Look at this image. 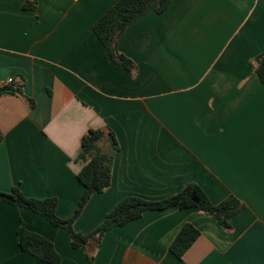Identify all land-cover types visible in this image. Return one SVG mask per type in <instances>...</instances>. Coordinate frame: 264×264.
<instances>
[{"label": "crops", "instance_id": "obj_1", "mask_svg": "<svg viewBox=\"0 0 264 264\" xmlns=\"http://www.w3.org/2000/svg\"><path fill=\"white\" fill-rule=\"evenodd\" d=\"M119 0H0V191L56 198L75 213L82 139L113 132L119 144L111 186L94 194L74 222L92 233L123 199L159 201L188 184L215 205L230 196L244 209L230 229L197 209L148 211L88 250L95 264H264V0H172L117 40L133 73L109 62L94 31ZM33 103V106H32ZM21 222L50 240L61 264H88L67 232L29 209L0 201V264H46L18 246ZM185 224L200 236L176 258Z\"/></svg>", "mask_w": 264, "mask_h": 264}, {"label": "trees", "instance_id": "obj_2", "mask_svg": "<svg viewBox=\"0 0 264 264\" xmlns=\"http://www.w3.org/2000/svg\"><path fill=\"white\" fill-rule=\"evenodd\" d=\"M38 1L27 0L24 8L35 10ZM171 3L172 0H119L115 3L94 25L95 34L103 45L109 62L133 73L136 69L135 63L121 54L117 48L119 36L130 24L149 13H164ZM254 64L255 72L264 84V53L257 56ZM17 94L21 95L22 90L15 84L0 89V96ZM3 138L0 131V143ZM81 145L82 150L78 161L84 165L77 179L83 186L84 192L72 217L62 219L57 215L58 200L56 198L42 200L29 198L18 189L11 192L0 191V201L29 209L48 220L53 226L66 231L70 236L72 249L84 251L88 264H95L94 254L88 250L92 240H101L111 229L136 221L145 212L173 208L197 209L222 227L230 229V219L244 209V205L233 196L215 205L199 185L192 183L179 193L159 201L145 200L135 196L127 197L115 206L103 223L92 233L84 235L76 232L73 227L74 222L82 214L91 197L105 192L111 186L113 161L115 154L119 151L115 134L100 129L89 130L83 137ZM199 236L200 232L194 226L185 224L170 246L171 253L178 259L182 258ZM16 238L22 251L46 264H61L62 256L57 252L54 244L45 237L29 231L24 222H21Z\"/></svg>", "mask_w": 264, "mask_h": 264}, {"label": "rangeland", "instance_id": "obj_3", "mask_svg": "<svg viewBox=\"0 0 264 264\" xmlns=\"http://www.w3.org/2000/svg\"><path fill=\"white\" fill-rule=\"evenodd\" d=\"M68 234V233H67ZM68 236H69V234H68ZM70 237V236H69Z\"/></svg>", "mask_w": 264, "mask_h": 264}]
</instances>
